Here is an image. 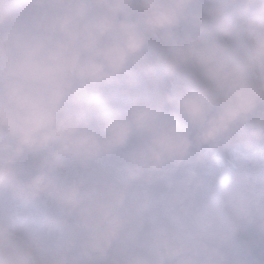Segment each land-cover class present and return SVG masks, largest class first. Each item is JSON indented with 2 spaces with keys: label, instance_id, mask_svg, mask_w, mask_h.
<instances>
[{
  "label": "clouds",
  "instance_id": "1",
  "mask_svg": "<svg viewBox=\"0 0 264 264\" xmlns=\"http://www.w3.org/2000/svg\"><path fill=\"white\" fill-rule=\"evenodd\" d=\"M0 264H264V0H0Z\"/></svg>",
  "mask_w": 264,
  "mask_h": 264
}]
</instances>
